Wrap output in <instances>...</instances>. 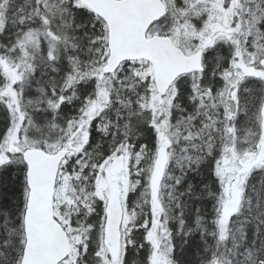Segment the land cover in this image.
Here are the masks:
<instances>
[{
  "label": "snow or ice",
  "instance_id": "6c2138e0",
  "mask_svg": "<svg viewBox=\"0 0 264 264\" xmlns=\"http://www.w3.org/2000/svg\"><path fill=\"white\" fill-rule=\"evenodd\" d=\"M0 264H264V0H0Z\"/></svg>",
  "mask_w": 264,
  "mask_h": 264
}]
</instances>
